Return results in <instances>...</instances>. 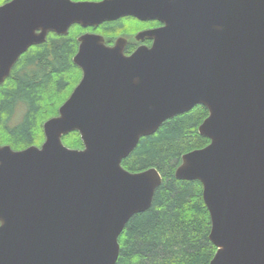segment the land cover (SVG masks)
<instances>
[{
  "label": "water",
  "instance_id": "obj_1",
  "mask_svg": "<svg viewBox=\"0 0 264 264\" xmlns=\"http://www.w3.org/2000/svg\"><path fill=\"white\" fill-rule=\"evenodd\" d=\"M133 16L158 20L126 53L97 32L78 37L82 78L45 141L0 143V264H116L129 219L152 204L156 167L122 164L141 137L205 105L210 139L175 175L199 180L210 211V264H264V0H10L0 5V84L30 46ZM78 131L82 149L62 137Z\"/></svg>",
  "mask_w": 264,
  "mask_h": 264
},
{
  "label": "trees",
  "instance_id": "obj_2",
  "mask_svg": "<svg viewBox=\"0 0 264 264\" xmlns=\"http://www.w3.org/2000/svg\"><path fill=\"white\" fill-rule=\"evenodd\" d=\"M8 1L0 0V5ZM152 24L133 16L96 27L73 24L66 35L49 32L45 42L30 46L0 84V143L15 150L43 144L44 123L58 115L82 78V69L74 62L80 35L87 31L101 33L108 44L124 35L129 40L126 53L130 54L136 49L134 35ZM208 115V108L197 104L173 116L155 133L141 137L123 159V166L131 171L156 167L162 183L149 209L133 215L119 236L116 264H210L217 247L210 239L212 223L203 184L175 175L183 154L210 143L199 132ZM62 139L70 148L84 147L78 131Z\"/></svg>",
  "mask_w": 264,
  "mask_h": 264
},
{
  "label": "flooded vegetation",
  "instance_id": "obj_3",
  "mask_svg": "<svg viewBox=\"0 0 264 264\" xmlns=\"http://www.w3.org/2000/svg\"><path fill=\"white\" fill-rule=\"evenodd\" d=\"M138 19V18H137ZM138 20H140V19H138ZM140 21H145V22H153V24H152V26H149V27H145V28H143V29H141V30H145V29H152V28H157V27H161L162 25H163V23L162 22H160V21H158V20H140ZM139 32V31H138ZM128 43H129V41H128ZM133 44H135L136 45V48L139 46V45H147V46H151L152 45V43H153V39H151V38H145L143 41H134V42H132Z\"/></svg>",
  "mask_w": 264,
  "mask_h": 264
}]
</instances>
